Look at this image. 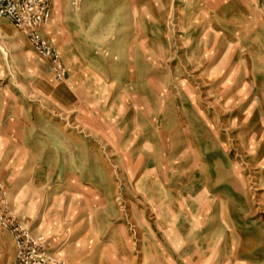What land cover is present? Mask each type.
Listing matches in <instances>:
<instances>
[{
	"label": "rangeland",
	"instance_id": "1",
	"mask_svg": "<svg viewBox=\"0 0 264 264\" xmlns=\"http://www.w3.org/2000/svg\"><path fill=\"white\" fill-rule=\"evenodd\" d=\"M52 2V20L43 35L61 53L64 81L55 79L50 63L10 22L0 28L9 37L20 34L25 53L34 58L36 77L47 78L38 89L42 95L28 99L12 76L0 75V106L15 96L21 113H27L19 122V128L28 125L23 138L7 150L0 147V185L17 221L46 239L59 264H192L199 253L204 264H218L226 256L232 264L264 261L257 231L264 224L260 109L252 110L243 129H234V136L249 133L247 151L238 155L236 139L231 150L210 152L208 161L220 163L198 170L197 179L203 173L213 187L196 185L195 195L187 177L173 176L163 163H145L140 155L154 131L141 122L168 126L184 119L183 108L209 131L215 127L210 114L196 113L192 88L199 85L203 98L231 75L240 54L225 42H232L234 33L225 21L245 10L242 3L214 0L213 17L205 16L206 0ZM61 30L64 35L57 38ZM118 55L123 59L114 62ZM185 66L190 76L179 75ZM22 79L17 76V83ZM138 81L144 86L140 92L134 87ZM85 92L104 102L101 107L111 113L107 123L116 121L119 135L91 115L79 119L82 113L72 111ZM250 99L226 116L244 123ZM228 161L232 174L225 177ZM118 162L126 166L114 168ZM217 194L220 198L209 203ZM12 240L0 225V264L13 263Z\"/></svg>",
	"mask_w": 264,
	"mask_h": 264
},
{
	"label": "clouds",
	"instance_id": "2",
	"mask_svg": "<svg viewBox=\"0 0 264 264\" xmlns=\"http://www.w3.org/2000/svg\"><path fill=\"white\" fill-rule=\"evenodd\" d=\"M213 2L214 0H206L209 6L205 16L209 14L213 17L215 16V9L211 6ZM224 2L228 3L229 0H224ZM239 2L242 3L245 10L235 15L230 21H225V23H230L234 27L233 41L225 42L230 49L239 52L238 63L232 70L231 75L209 91L207 95H204L203 98H201L202 94L199 85L192 88L194 93L193 103L197 105L196 113L203 109L205 113L210 114L212 116L211 123L215 127L209 131L199 121L198 116L183 108L181 111L184 114V119L175 121L168 126L152 124L151 120L141 122L144 127H152L154 129L150 135L146 136L143 145L140 146V155L143 161L145 163L149 161L155 162L157 167L163 163L173 176L187 177L188 184L192 186L189 190L194 195L197 191L196 185H200L203 188L213 187L203 173L197 179L198 170L210 169L220 163L219 160L209 162L207 159L209 153L220 147L231 150L233 141L236 139L239 140V143L235 145L238 155L241 154L240 149L247 151L249 133L241 131L238 136H234V129L244 128V124L251 119L253 109L258 108L264 113V0H239ZM39 3H43V0H33L32 11L37 13V19ZM32 28H34V25L29 23L25 34H27L28 29ZM63 35V30L56 33L57 38ZM60 54L58 53V55ZM122 59L123 56L120 55L112 57L114 62H119ZM137 59L142 60V57H137ZM33 60L34 58H31L30 52L25 53L24 40L19 33H14L9 37L0 32V75L12 76V82L28 99L42 95V93L38 92V89L43 86V81L47 79L46 77H36ZM74 62L73 58V60L69 61V64L72 65ZM81 71L85 72V75H90L87 70L81 69ZM133 71H136L135 67ZM140 71H145V68H141ZM193 71H195V68H193ZM185 73L189 76L191 75L187 66L184 67L179 75H184ZM100 75L104 76L105 73L100 71ZM17 76L23 77L19 83L16 80ZM84 83H88V81H84ZM230 84H234L236 87L230 89ZM134 87L137 92H140L144 86L138 81ZM127 91H130V89H126ZM249 97L251 99L247 105L244 123H237L236 117L226 116L227 113L248 101ZM6 99L8 103L0 106V137L3 138L0 147L4 150H7L10 145H14L17 139L23 138L24 132L28 128V125L19 128L21 116H27V113H21L20 105L15 103L17 98L9 95ZM47 100L48 97H44L45 104ZM103 103L96 96L85 92L81 95L79 102L72 108V111L82 113L79 119H84L86 116L91 115L93 122L113 128L119 135L120 129L116 121H112L111 124L107 123L111 119V113L105 107H101ZM64 118H67L66 114ZM261 124L264 125V115L261 116ZM222 135L226 137V140L221 139ZM261 135H264V132ZM251 136L255 137L256 133H251ZM145 145L150 146V151H144ZM232 164V161L227 162L224 169L225 177L231 176ZM122 166L126 165L118 162L114 165V168ZM241 170H245L243 166ZM111 176H115L114 170ZM117 179H122V177H117ZM165 181L170 182L167 176ZM219 198V194H217L216 197L209 200V203H213ZM196 199L198 202L199 196ZM259 210L264 211V200L260 201ZM257 231L262 237L258 246H264V224H259ZM9 243L11 245L10 250L16 247L15 240ZM199 255L200 259L193 260L192 264H204V253H199ZM218 264H232V262L226 256ZM238 264H253V262L241 260ZM257 264H264V261L257 262Z\"/></svg>",
	"mask_w": 264,
	"mask_h": 264
},
{
	"label": "built area",
	"instance_id": "3",
	"mask_svg": "<svg viewBox=\"0 0 264 264\" xmlns=\"http://www.w3.org/2000/svg\"><path fill=\"white\" fill-rule=\"evenodd\" d=\"M83 0H77L76 6ZM52 0L39 3L33 12V0H0V20L9 21L17 31L25 34L29 23L34 28L27 30V37L38 56L50 63L57 81H64L66 70L61 55L53 43L43 35V30L52 20ZM7 192L0 185V225L16 242V255L12 264H59L51 255L44 237H35L27 226L19 223L9 209Z\"/></svg>",
	"mask_w": 264,
	"mask_h": 264
},
{
	"label": "crops",
	"instance_id": "4",
	"mask_svg": "<svg viewBox=\"0 0 264 264\" xmlns=\"http://www.w3.org/2000/svg\"><path fill=\"white\" fill-rule=\"evenodd\" d=\"M8 22H9V21H7V20H0V28L3 29V27H7V26H8ZM1 29H0V32H2ZM18 32H19V31H18ZM19 33L28 39L27 35H25V34H23V33H21V32H19ZM28 40H29V39H28Z\"/></svg>",
	"mask_w": 264,
	"mask_h": 264
}]
</instances>
